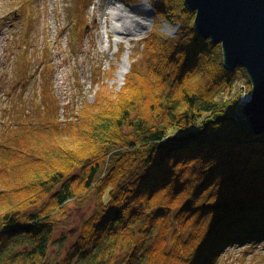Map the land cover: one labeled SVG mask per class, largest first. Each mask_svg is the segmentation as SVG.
Wrapping results in <instances>:
<instances>
[{
  "label": "trees",
  "instance_id": "1",
  "mask_svg": "<svg viewBox=\"0 0 264 264\" xmlns=\"http://www.w3.org/2000/svg\"><path fill=\"white\" fill-rule=\"evenodd\" d=\"M149 1L181 31L150 34L116 96L1 137L0 264H49L59 215L95 194L101 207L61 264H217L231 245L264 241V134L234 118L249 77L226 70L184 0Z\"/></svg>",
  "mask_w": 264,
  "mask_h": 264
},
{
  "label": "rangeland",
  "instance_id": "2",
  "mask_svg": "<svg viewBox=\"0 0 264 264\" xmlns=\"http://www.w3.org/2000/svg\"><path fill=\"white\" fill-rule=\"evenodd\" d=\"M175 22L157 16L149 0H0V141L26 120L52 123L55 112L59 121H68L97 96H116L142 56V42L152 33L176 38L181 26ZM138 68L144 70L145 63ZM247 83L241 76L235 85V93L246 87L235 112L252 92ZM84 144L88 149L89 142ZM98 202L97 194L76 200L59 215L49 264H61L82 222L101 207ZM247 242L228 247L217 264H264V241Z\"/></svg>",
  "mask_w": 264,
  "mask_h": 264
},
{
  "label": "water",
  "instance_id": "3",
  "mask_svg": "<svg viewBox=\"0 0 264 264\" xmlns=\"http://www.w3.org/2000/svg\"><path fill=\"white\" fill-rule=\"evenodd\" d=\"M195 13L202 40L223 49L224 66L243 68L252 85L238 109L241 123L253 135L264 134V0H184Z\"/></svg>",
  "mask_w": 264,
  "mask_h": 264
},
{
  "label": "bare ground",
  "instance_id": "4",
  "mask_svg": "<svg viewBox=\"0 0 264 264\" xmlns=\"http://www.w3.org/2000/svg\"><path fill=\"white\" fill-rule=\"evenodd\" d=\"M118 19H119V18H118ZM120 19H121V18H120ZM124 30H125L126 32H128V33H132V32H133V28H132V27H128V26L124 27ZM124 75H125V74H123L122 79H123Z\"/></svg>",
  "mask_w": 264,
  "mask_h": 264
},
{
  "label": "built area",
  "instance_id": "5",
  "mask_svg": "<svg viewBox=\"0 0 264 264\" xmlns=\"http://www.w3.org/2000/svg\"><path fill=\"white\" fill-rule=\"evenodd\" d=\"M238 117H241V115H240L239 112L237 111V112L234 114V118H235V119H238Z\"/></svg>",
  "mask_w": 264,
  "mask_h": 264
}]
</instances>
